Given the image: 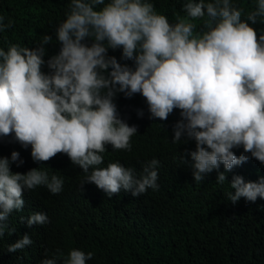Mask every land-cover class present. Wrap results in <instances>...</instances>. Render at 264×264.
<instances>
[{
  "label": "clouds",
  "instance_id": "clouds-1",
  "mask_svg": "<svg viewBox=\"0 0 264 264\" xmlns=\"http://www.w3.org/2000/svg\"><path fill=\"white\" fill-rule=\"evenodd\" d=\"M182 11L170 23L151 0H70L66 19L55 31L58 54L45 61L44 46L53 40L48 34L36 48L0 47V137L14 133L25 148L31 145L36 162L66 154L86 174L82 187L93 183L109 198L121 189L138 197L158 189L157 159L139 178L118 162L99 166L106 145L131 151L137 126L120 117L114 98L139 93L150 119L166 121L174 109L181 110L173 143L182 137L184 143L195 141L196 149L187 153L195 182L223 164L225 172L217 176L222 184L226 172L249 159L234 153L241 146L264 164V30L258 35L249 24L264 23V0H255L251 10L232 0H185ZM11 26L0 17V32ZM109 48H122V59L134 61L135 68L109 56ZM11 162L24 163L16 151ZM63 184L61 177L49 178L40 168L14 174L9 159L0 158V237L13 211L19 229L49 222L45 213L24 218L15 211L23 210L25 189L59 194ZM230 186L233 204L242 197L251 202L264 198V178L246 183L234 176ZM32 243L24 235L8 251ZM92 257V252L72 249L63 264H87ZM42 264H57V257Z\"/></svg>",
  "mask_w": 264,
  "mask_h": 264
},
{
  "label": "trees",
  "instance_id": "trees-1",
  "mask_svg": "<svg viewBox=\"0 0 264 264\" xmlns=\"http://www.w3.org/2000/svg\"><path fill=\"white\" fill-rule=\"evenodd\" d=\"M151 2L170 23L176 22L177 15H184L185 0ZM232 2L246 10L255 6V0ZM69 4L70 0H0V17L5 25L12 24L0 32V47L7 50L11 43L36 48L48 34L53 40L44 46L47 61L60 51L55 31L66 19ZM249 24L258 35L264 30V23ZM86 42L90 46L92 40ZM122 51L109 48L108 55L134 69V61L122 59ZM42 70L49 71L46 65ZM114 103L120 117L129 126H137V133L131 138V151L106 145L99 167L118 162L133 169L139 178L144 167L157 159L158 189L149 188L138 197L121 189L109 198L93 183H84L82 187L86 174L66 154L36 162L31 156V145L25 148L14 133L0 137V158L9 159L12 173L26 174L40 168L49 178L55 174L64 180L59 194L23 191V210L15 211L24 218L45 213L49 222L31 227L26 223L25 230L19 229L13 224V211L4 222L5 234L0 237V264H42L44 259L54 256L57 264H63L72 249L92 252L87 264H264V198L251 202L242 197L235 204L228 199L229 192L235 193L230 186L234 176L243 177L246 183L259 182L264 178V164L245 153L241 146L234 148V153L249 159L226 172L222 184L217 183V176L218 171L225 172L223 164L218 171L213 170L204 180L195 182L193 162L187 154L196 149L195 141L184 143L186 137H182L181 142L173 143V126L182 118L181 110L174 109L166 121H161L150 119L142 94L129 98L118 93ZM13 151L19 152L24 161L19 167L18 162H11ZM24 235L33 243L9 252V245Z\"/></svg>",
  "mask_w": 264,
  "mask_h": 264
}]
</instances>
